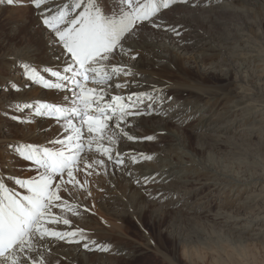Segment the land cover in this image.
<instances>
[{
    "label": "rangeland",
    "instance_id": "obj_1",
    "mask_svg": "<svg viewBox=\"0 0 264 264\" xmlns=\"http://www.w3.org/2000/svg\"><path fill=\"white\" fill-rule=\"evenodd\" d=\"M65 4L49 0L37 9L30 0L0 3V178L21 195L25 190L11 181L36 173L8 146L59 148L49 142L67 135L62 121L14 107L61 103L67 94L23 74L24 64L41 72L44 66L61 68V49L37 23L44 8ZM104 8L112 9L113 0H105ZM156 22L159 28L146 24L125 46L129 58L108 64L131 68L132 75L86 83L107 101L135 90L127 80H142L138 87L154 95L149 102L143 98L140 108L151 105V114L129 117L132 126L121 127L137 138L155 139L123 138L113 152L114 158L123 156L120 165L95 145L86 147L89 163L94 157L104 164H81L74 175L84 187L60 192L78 215L53 207L54 215L71 224L45 225L61 232L83 229L82 243H106L111 251L89 252L82 243L46 237L24 254L37 264H264V0H188L164 10ZM170 54L174 65L165 59ZM167 86L176 95L167 96ZM141 153L153 158L142 159Z\"/></svg>",
    "mask_w": 264,
    "mask_h": 264
},
{
    "label": "snow or ice",
    "instance_id": "obj_2",
    "mask_svg": "<svg viewBox=\"0 0 264 264\" xmlns=\"http://www.w3.org/2000/svg\"><path fill=\"white\" fill-rule=\"evenodd\" d=\"M5 2L13 6L19 0H0V3ZM104 2L105 0H71L70 4H65L58 10L44 8L39 13L37 26L42 32H47L51 45L61 49L62 68L44 66L41 72L30 64H24L23 74L44 89L67 94L62 96L61 103L38 100L34 104L17 103L14 107L16 111L34 108L32 115L35 117L62 121L67 135L63 140L49 142L60 145L59 148L32 143L8 146L16 157L30 162V170L36 174L11 181L25 190L23 195L9 187L4 178H0V264H29L30 260L31 264H37L35 259L24 254L31 253L36 243L46 237L76 244L85 240L83 229L61 232L45 225L71 224L68 218L54 215L53 207L78 215L74 206L60 192L71 193L77 186L84 187L74 175L81 170V164L85 168L104 164L103 159L97 160L94 157L89 163L86 147L91 151L95 145L96 152L110 161L114 159L120 165L124 162L123 156L117 154L114 158L113 152L123 138L129 141L155 139L154 136L137 138L121 127L122 124L131 126L129 117L139 118L151 114V105L147 106V110L140 108L143 98L152 99L148 93H132L126 98L113 95L110 102H105L102 91L86 87V83L90 78L93 83L105 84L113 76L132 75L130 70L122 66H112L111 71H108V63L115 58L117 52L121 55L129 54L125 46L138 36L146 24L159 28L161 25L156 20L164 10L178 3L187 4L188 0H113V8L110 10L104 8ZM30 3L41 9L49 0H30ZM77 10H80L78 14L73 15ZM167 30L175 31L171 28ZM57 59L60 60V57ZM126 86L127 84H116V88ZM11 87L16 88L14 82ZM133 96L139 103L133 101ZM12 119L17 120L18 117L13 116ZM26 122H31V119ZM105 141L111 147L106 146ZM140 156L145 160L153 158L143 153ZM130 158L133 163L137 160L135 156ZM60 201L63 203H55ZM82 247L89 252L111 251L108 244L96 241L84 242ZM39 264H44V261L41 259Z\"/></svg>",
    "mask_w": 264,
    "mask_h": 264
},
{
    "label": "bare ground",
    "instance_id": "obj_3",
    "mask_svg": "<svg viewBox=\"0 0 264 264\" xmlns=\"http://www.w3.org/2000/svg\"><path fill=\"white\" fill-rule=\"evenodd\" d=\"M71 1V0H70ZM69 0H67V2H68V4L69 3H71ZM111 1V0H110ZM106 6V5H105ZM131 46V44L130 43H128L127 45H126V47L127 46ZM129 49V48H128ZM160 55V54H159ZM165 56V55H164ZM171 54H170V56L169 57H167V58H165V59H167L168 60V62L169 63H171V65H174V62H170L169 60H170V58H171ZM130 57V55H121V54H119V52H117V55L115 56V58H114V60H116V61H122V60H125V59H127V58H129ZM157 58H161V56H157ZM124 62V61H123ZM109 64V63H108ZM61 68H62V66H60ZM133 68V67H132ZM131 68H127V70H130ZM108 71H111V67H110V69H107ZM122 75V74H121ZM142 77V76H141ZM126 83H128V86H135L134 85V83L137 85V87L135 86V90H133L132 91V89L131 90H129V91H127V95L128 94H132V93H138V92H135L136 90L137 91H139L140 92V90H142V89H144L143 87H142V89L141 88H139L138 86L142 83V80L141 81H135V80H127V82ZM16 85V84H15ZM127 87V86H126ZM165 87V86H164ZM168 87V86H167ZM148 88V87H147ZM163 88V87H162ZM164 89V88H163ZM127 90V89H126ZM156 90H157V92L159 93H157L158 95H160V94H163L162 93V91H164V90H162L161 91V89L159 88V89H157L156 88ZM41 91V90H40ZM143 92H146V93H148L149 95H154V94H152L151 92H148V90H142ZM165 91H167L166 92V95L167 96H169L170 94L171 95H173V94H175L176 95V90L174 89V88H172V87H168L167 89H165ZM183 92V91H182ZM244 92V91H243ZM52 93V92H51ZM173 93V94H172ZM48 94V93H47ZM114 94V93H113ZM165 94V93H164ZM127 95L126 96H124L125 98L127 97ZM174 95V96H175ZM39 96H45L46 98L48 97L45 93H42L41 92V94L39 95ZM175 98V97H174ZM146 99H148V98H146ZM178 99V98H177ZM111 101V98L110 99H108L107 101H105V102H110ZM133 101H135L136 103L138 102L137 100H136V97H133ZM125 102H127V100H125ZM148 102H149V99H148ZM172 103V102H171ZM144 105H146V104H144ZM148 105V104H147ZM167 108V107H166ZM145 110H147V108L145 109ZM142 118V117H141ZM132 126V125H131ZM120 153V152H119ZM16 174V173H15ZM1 175V174H0ZM10 187V186H9ZM22 191V190H21ZM40 257V256H39Z\"/></svg>",
    "mask_w": 264,
    "mask_h": 264
}]
</instances>
